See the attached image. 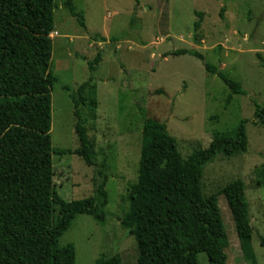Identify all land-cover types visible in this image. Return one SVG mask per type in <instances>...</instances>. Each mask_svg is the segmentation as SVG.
<instances>
[{"label": "rangeland", "instance_id": "obj_1", "mask_svg": "<svg viewBox=\"0 0 264 264\" xmlns=\"http://www.w3.org/2000/svg\"><path fill=\"white\" fill-rule=\"evenodd\" d=\"M53 1L54 152L79 148L72 98L90 76L87 64L100 55L92 74L96 109L85 105L81 110L95 166L77 156L52 155L54 189L65 202L100 201L97 187L104 184L107 196L105 222L75 217L58 246H74L75 264L114 256L122 264H137L134 237L120 220L129 209L128 190L137 181L143 122L165 124L186 161L215 136L231 134L247 121L246 152L217 153L201 167L200 189L211 196L237 179L244 183L251 250L257 264H264L259 245L264 237V125L254 118L255 105L264 110V0H139L138 6L134 0H73L84 15L85 29L64 8V0ZM198 20L195 43L193 24ZM182 50L197 52L204 62L172 56ZM203 63L238 83L246 95H232L217 76L206 73ZM217 206L226 233V264H250L223 196H217ZM197 260L210 264L205 254Z\"/></svg>", "mask_w": 264, "mask_h": 264}, {"label": "trees", "instance_id": "obj_2", "mask_svg": "<svg viewBox=\"0 0 264 264\" xmlns=\"http://www.w3.org/2000/svg\"><path fill=\"white\" fill-rule=\"evenodd\" d=\"M134 2L138 6L139 0ZM63 6L85 29L84 15L73 0H64ZM55 9L53 0H0V264H75L74 246L59 247V239L77 216L105 222L104 184L97 187L100 201L90 197L65 202L54 189L52 155L77 156L87 166H95L81 110L85 105L90 111L96 109L92 74L100 63L98 54L87 64L90 76L72 98L79 148L54 152L50 94L57 79L50 72V36ZM199 30L200 20L193 24L195 43ZM172 56L204 62L195 51ZM203 65L232 95H246L216 67ZM254 118L264 125V110L256 105ZM246 124L241 121L233 133L215 136L205 150L184 161L165 124L143 122L137 181L128 190L129 209L120 220L134 237L137 264H198L199 254H205L210 264H226V233L217 196L226 201L245 260L257 264L244 183L237 179L211 196H203L200 189L201 167L217 153L228 157L246 152ZM259 245L264 249V237ZM95 264L122 262L114 256Z\"/></svg>", "mask_w": 264, "mask_h": 264}]
</instances>
